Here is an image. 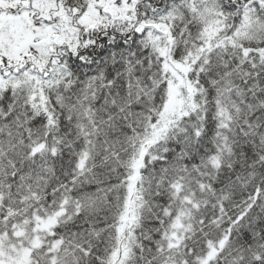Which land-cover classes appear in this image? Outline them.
<instances>
[{"label": "snow or ice", "instance_id": "1", "mask_svg": "<svg viewBox=\"0 0 264 264\" xmlns=\"http://www.w3.org/2000/svg\"><path fill=\"white\" fill-rule=\"evenodd\" d=\"M0 264H264V0H0Z\"/></svg>", "mask_w": 264, "mask_h": 264}]
</instances>
